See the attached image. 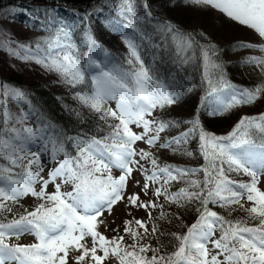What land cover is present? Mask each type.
<instances>
[{"label": "snow or ice", "instance_id": "obj_1", "mask_svg": "<svg viewBox=\"0 0 264 264\" xmlns=\"http://www.w3.org/2000/svg\"><path fill=\"white\" fill-rule=\"evenodd\" d=\"M183 2L213 10L264 41V0ZM111 27L126 46L123 59L98 43L90 24L83 53L64 25L34 44L0 33V46L55 74L95 118L94 128L69 130L24 90L0 83V264H264V113L242 116L226 135L206 130L200 118L205 104L215 116L255 103L264 97V80L251 87L233 84L220 50L202 42L204 33L154 17L149 0H121ZM232 48L261 53L238 63L264 76V42L237 41ZM189 68L204 89L201 106L189 119L160 118L159 110L177 104L184 88L194 86ZM9 100L19 111L8 107ZM68 110L85 123L80 112ZM193 141L204 161L199 167L161 163L156 155L165 149L193 156L187 147ZM233 173L248 179H233ZM131 182L139 192L128 193ZM149 192L152 198L142 200L141 193ZM28 197L34 198L31 209L21 203ZM121 202L144 210L147 219L131 216L123 221V234L112 228L114 235L106 236L100 230L107 227L104 213ZM190 211L196 218L189 225L182 212ZM237 211L246 216L234 217ZM162 223L186 230L168 232ZM26 234L35 242H11ZM165 235L177 241L172 251L149 239Z\"/></svg>", "mask_w": 264, "mask_h": 264}, {"label": "trees", "instance_id": "obj_2", "mask_svg": "<svg viewBox=\"0 0 264 264\" xmlns=\"http://www.w3.org/2000/svg\"><path fill=\"white\" fill-rule=\"evenodd\" d=\"M138 5L143 0H136ZM153 16L164 21H168L179 28L188 31L203 32L202 42L207 41L214 44L221 52L225 61L229 80L239 87H251L256 85L264 76L251 66L238 63L242 57L248 55H260L259 52L251 49L233 50L232 45L237 41H248L258 43L256 36L243 27L236 25L229 20H221L219 26L210 22L213 10L201 11L187 6L183 0H149ZM116 0H0V33L7 34L8 38L19 43L34 44L47 37L57 25H64L71 29L74 39L79 43L80 51L86 52L83 43L84 29L90 24L98 43L107 49L115 58L123 59L127 52L121 34L113 31L111 24L116 16ZM86 18V19H85ZM252 36V37H251ZM5 39L0 36V42ZM10 47H17L15 43ZM30 66H25V61L11 55L7 47L0 46V83H7L13 87L24 90L46 116L56 123L66 126L69 130L77 128L95 127L94 115L73 99V91L59 82V78L47 72L40 65L29 62ZM161 71L167 73V66H161ZM184 75V73H181ZM187 75L191 77L190 83L193 87H185L180 94L177 104L163 110L158 114L162 119H189L198 106H201V98L204 96V89L199 84V74L192 68L188 69ZM8 107L12 111H19L16 104L8 101ZM68 109H73L81 113L84 124L77 122V117ZM212 107L205 104L200 107V118L206 130L217 135H226L242 116H255L264 113V97L251 105H244L233 108L227 113L210 115ZM183 130L169 129L163 136L165 139L178 134ZM193 156L181 155L167 150L166 153L156 155L161 163L179 165L181 167H199L204 163L198 152L197 142L193 141L187 146ZM114 175H119L116 171ZM236 180L246 181L248 177L232 174ZM264 184V183H263ZM183 186L176 184L174 188ZM262 187H264L262 185ZM151 199V198H150ZM148 200V199H147ZM34 204V203H33ZM33 204L24 205L31 209ZM217 211H222L216 209ZM19 211H23L20 208ZM157 213L154 212V215ZM184 223L191 224L195 220L194 212H182ZM234 217H244L246 213L237 211ZM125 217L120 220L116 228L121 229ZM160 223V222H158ZM162 228L168 232L183 233L186 229L178 224H163ZM152 244L162 245L166 250L172 251L177 241L171 236H161L159 241L149 237ZM12 242V241H11ZM33 241H15L13 243L31 244Z\"/></svg>", "mask_w": 264, "mask_h": 264}, {"label": "rangeland", "instance_id": "obj_3", "mask_svg": "<svg viewBox=\"0 0 264 264\" xmlns=\"http://www.w3.org/2000/svg\"><path fill=\"white\" fill-rule=\"evenodd\" d=\"M120 2H121V0H116V7L117 8H118V5L120 4ZM115 12H117V9L115 10ZM211 16L212 17L210 19V22L211 23L214 22L215 26H219L221 20H225L226 19L223 15H218L215 11H213L211 13ZM251 34L253 36H256L253 32H251ZM257 39H258V43L264 42V41H260V39L258 37H257ZM79 48H80V46H79ZM98 56L100 58H103V53H98ZM25 66H30L29 62H25ZM112 106L114 107L115 104L113 103ZM161 136H162L163 139H165V137L163 136V133L161 134ZM138 146L139 147H146L143 143H138ZM166 151L167 150H165V149H161L159 152H157V154H159V155L161 153L165 154ZM147 166L148 165H146V167ZM114 171H116L119 174V172L117 170H114ZM135 175H136V179L137 180H141V183H142L143 181H142V177H141L140 173L137 172ZM261 182H262L261 186L262 185L264 186V184H263L264 183V177H261ZM52 190L53 189L50 187L49 191H52ZM64 190H71L70 186H66ZM132 192H139V187L134 182H131L129 184V186H128V193L131 194ZM150 198H152L151 192H149V194L147 196H145L144 194L141 193V199L142 200H147V199H150ZM21 203L23 205L33 204L34 203V198H31V197L25 198L24 200L21 201ZM129 213H130V215H129ZM131 216H135L136 218H139V219H147V213L144 210H142V209L137 210V209H132V208L126 207L125 203H123V202L118 203L116 206H114V208H113L111 213H108V212L104 213V217L103 218L105 219V223H106L107 227L105 228L104 226H102L100 230L102 232H104V234L106 236L111 237L112 235H114V233L111 231V229L112 228H116V225L120 222L121 219H123L125 217H128L130 219ZM18 240H21V241H24V242L33 241L34 240V236L26 234V235L21 236ZM18 240L14 238L12 240V242H15V241H18Z\"/></svg>", "mask_w": 264, "mask_h": 264}]
</instances>
